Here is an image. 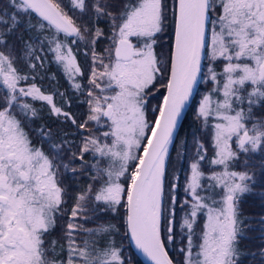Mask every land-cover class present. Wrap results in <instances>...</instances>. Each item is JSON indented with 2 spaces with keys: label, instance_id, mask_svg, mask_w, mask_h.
<instances>
[{
  "label": "snow or ice",
  "instance_id": "6c2138e0",
  "mask_svg": "<svg viewBox=\"0 0 264 264\" xmlns=\"http://www.w3.org/2000/svg\"><path fill=\"white\" fill-rule=\"evenodd\" d=\"M247 197L264 0H0V264H264Z\"/></svg>",
  "mask_w": 264,
  "mask_h": 264
},
{
  "label": "trees",
  "instance_id": "16d2710c",
  "mask_svg": "<svg viewBox=\"0 0 264 264\" xmlns=\"http://www.w3.org/2000/svg\"><path fill=\"white\" fill-rule=\"evenodd\" d=\"M51 71L55 72L56 67L53 65L51 67ZM59 76V73H58ZM60 79V85L62 90L64 88H67L66 81L63 79L62 76H59ZM75 110V109H74ZM192 114V112H189L187 115V119L189 116ZM260 201L256 199L255 197H247L246 202L242 204V212L244 213L245 216L249 217L251 219L253 227L256 229L255 232L251 233L253 236H258L259 233V228L261 227L257 221L259 219L260 214H264V210L260 208ZM125 246L129 248L128 255L132 258V264H143L140 259L137 257V255L134 253V251L131 249L128 241H125ZM253 243H259V241H253ZM245 244H248L246 241ZM248 246H252L251 244H248Z\"/></svg>",
  "mask_w": 264,
  "mask_h": 264
},
{
  "label": "water",
  "instance_id": "95a60500",
  "mask_svg": "<svg viewBox=\"0 0 264 264\" xmlns=\"http://www.w3.org/2000/svg\"><path fill=\"white\" fill-rule=\"evenodd\" d=\"M130 247L143 264H149V261L147 260V258L141 252H139L137 249H135L134 245H130Z\"/></svg>",
  "mask_w": 264,
  "mask_h": 264
},
{
  "label": "flooded vegetation",
  "instance_id": "af4514ba",
  "mask_svg": "<svg viewBox=\"0 0 264 264\" xmlns=\"http://www.w3.org/2000/svg\"><path fill=\"white\" fill-rule=\"evenodd\" d=\"M66 84H67V82H66ZM40 106L41 105L39 104V102H37V107H40ZM44 111L46 113L47 109H45ZM187 120H188L189 123H192L193 126H195V121L193 120V113L189 116V118Z\"/></svg>",
  "mask_w": 264,
  "mask_h": 264
}]
</instances>
